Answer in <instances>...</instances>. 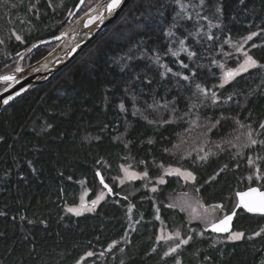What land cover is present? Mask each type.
Returning <instances> with one entry per match:
<instances>
[{
	"label": "trees",
	"instance_id": "1",
	"mask_svg": "<svg viewBox=\"0 0 264 264\" xmlns=\"http://www.w3.org/2000/svg\"><path fill=\"white\" fill-rule=\"evenodd\" d=\"M98 1L74 12L81 0H23L16 9L0 0V74L42 59L58 43L30 48ZM216 6L207 38L198 31L205 20L177 23L178 0H132L64 69L0 111V264H264V215L237 208L242 238L217 242L225 235H198L201 225L168 203L190 188L228 213L237 191L264 188V0H207L208 12ZM251 34L258 64L221 84L220 48ZM183 40L193 56L173 57ZM125 164L151 179L169 165L194 179L168 176L155 191L137 181L130 196L117 184ZM98 172L108 198L93 212H67L83 188L90 199L103 188ZM160 228L181 230L173 253Z\"/></svg>",
	"mask_w": 264,
	"mask_h": 264
},
{
	"label": "rangeland",
	"instance_id": "2",
	"mask_svg": "<svg viewBox=\"0 0 264 264\" xmlns=\"http://www.w3.org/2000/svg\"><path fill=\"white\" fill-rule=\"evenodd\" d=\"M22 1L23 0H15V1L4 0V3L7 6H9V8H15L16 9V8H19V5L22 3ZM63 3L64 2L59 3V7H62ZM206 5H207V0H178V14H177V19H176L177 23L180 21L189 20V19L205 20L207 22V24L205 22H202L201 23L202 25L199 26L198 31H200V32L204 31L203 32L204 35H206L207 38H210L212 36V32L214 30V27L218 24V22L216 21V16H218L219 6H216L214 11L208 12V8L206 7ZM69 12H71V11L68 10V13ZM101 14H102V12H99L96 15H93L92 17H90L80 27L81 30H79L77 32L79 33L81 31H83V29H85L84 28L85 26H90V25L94 24L97 21V19L101 16ZM77 18H75L73 20V22L68 27H70ZM203 28H205V29L202 30ZM25 31H29V28L26 27ZM12 32L16 38L19 37V39H17L18 41H20V42L24 41L22 38V35L17 33V29H13ZM249 36L252 37V34L248 35L247 37H244L242 39L227 42L226 48L225 47L220 48V51H219L220 57L218 58L219 60H218L217 65L219 66V68L221 70V75H220L221 84L226 83L225 82L226 73H228L230 71H237L240 69V66L242 64H244V62L247 58L245 56V53H247V55L250 56L248 53V45L251 43V41L247 39ZM57 45L58 44H56V46ZM170 54L173 57L178 58V56L181 54H188L189 56L192 57L194 53L191 49H189L187 47L186 42H184V40H183V41H176L173 44L172 48H170ZM230 56H233V57L229 58ZM237 58H238V63L235 67H229L227 65V62L229 59H237ZM59 62L60 61H58L57 63H59ZM23 64H27V61L25 63L23 62ZM26 67H28V66H26ZM25 68H23V69H25ZM251 68H253V67L248 68V70ZM17 69L23 70V69H21V66L19 64H17L8 72L18 71ZM8 72H6V73H8ZM242 72H245V71H241L240 73H242ZM2 74H5V73H2ZM2 74H0V75H2ZM230 79H232V78H227V82ZM9 83L10 82H8L5 86H3L2 89H4ZM176 170H179V172H177ZM188 172H190V171L183 169V168H180V167H177V166H170L169 165V166H165L163 168L162 173L159 177L151 179V178H148L144 175L145 172L137 171L134 168L130 167L128 164H125V165L121 166V174L117 178V181H118L117 184L118 185H122V184L126 185V187H128V190L126 191L127 194L132 196V195L137 194L140 191V188L136 187V185H135V183L137 181H144L146 184L149 185L150 189H154V188L158 187L160 184H162V183H160L161 179H163L165 182L166 177L169 176V177H176V178L180 179L182 181V183L183 184L185 183V185H186V184L193 182V178H186L183 175V173H188ZM133 174H134V176H133ZM192 177H194L193 174H192ZM89 193H90V191L87 188H83V190L79 196L78 203L76 205H67L65 207V210L67 212H69L68 211L69 208L80 209L81 210L80 214L93 212L95 210L96 206L99 205L102 201L106 200L109 196V194H108L109 192H107V190L104 186L102 189H99L97 195L92 199L89 198ZM101 194H103L104 199L98 201V203L94 206L93 211H88L87 210L88 208H93L92 202L97 200V198L99 196H101ZM168 203H169V205H171V206L179 209L181 212H183L186 216V219L189 222L198 223L201 225L202 230H201V232H199L200 234H198L200 236H203L205 234L206 227H208L213 222L219 220L228 211L225 208V205L222 203L205 204L201 200V198L190 188H188L185 191L176 192V193L172 194L171 196H169ZM235 204H236V201H235ZM216 205H219L221 207L214 208L213 206H216ZM70 213L75 214V212H70ZM233 233H241V232L233 230L229 234L225 235L224 237H215L214 240L217 242L237 240V239H231L230 238ZM158 240L165 242L167 244V248H168L167 252L170 254V253L174 252L173 249L176 250V248L182 243V240H183L182 239V232L178 228L173 229V230L160 228L158 230Z\"/></svg>",
	"mask_w": 264,
	"mask_h": 264
},
{
	"label": "water",
	"instance_id": "3",
	"mask_svg": "<svg viewBox=\"0 0 264 264\" xmlns=\"http://www.w3.org/2000/svg\"><path fill=\"white\" fill-rule=\"evenodd\" d=\"M132 0H124L121 7L116 9L114 12L105 13L106 6L111 2V0H100L89 10L81 14L74 23L68 27L66 30L62 31L58 35L47 38L46 40L39 41L35 43L29 51L33 50L39 44L44 43H59L57 47L51 50L46 56H44L39 61L31 64L23 70L11 71L0 75V81L10 82L4 89L0 90V111L7 107L12 101L17 99L23 93L33 86L42 85L48 80H50L55 74L64 69L70 62H72L77 55L83 51L93 40L104 33L108 28H110L121 16L126 7L130 4ZM84 0H81L79 5L76 7L74 12H77L82 6ZM102 12L101 16L97 21L89 26L88 31L82 32L77 35L76 32L81 24H84L93 15ZM28 53V51H27ZM69 53V54H68ZM60 61L59 63H57ZM8 77V79H4ZM8 101L5 103V101ZM99 179H103L101 174L98 172ZM103 186L105 187V181ZM107 185V184H106ZM108 186V185H107ZM250 188H257L261 192H264V188H260L258 185H250L243 190L236 192V205L240 203L241 197L238 194L247 193ZM108 192L111 189L106 187ZM244 199H250V197H244ZM242 208V207H241ZM243 209V208H242ZM244 210V209H243ZM237 212V207L232 210ZM231 211V212H232ZM245 211V210H244ZM228 212L224 214L219 220L213 222L218 223L224 218V216L231 214ZM248 213V212H247ZM254 214V213H250ZM260 215V214H256ZM235 218V217H234ZM231 222L230 230L228 232H214L212 231V224L206 227V232H212L215 234L227 235L233 230V221Z\"/></svg>",
	"mask_w": 264,
	"mask_h": 264
},
{
	"label": "snow or ice",
	"instance_id": "4",
	"mask_svg": "<svg viewBox=\"0 0 264 264\" xmlns=\"http://www.w3.org/2000/svg\"><path fill=\"white\" fill-rule=\"evenodd\" d=\"M124 2V0H111V3L108 5V10L110 12H114L116 9L120 8L122 3ZM255 35V34H253ZM17 39H19V37H17ZM248 40H251L252 37L249 36L247 38ZM245 56L247 57L244 64H242L240 66V69L237 71H230L228 73H226V80L225 82H227V78H233L236 75H239V73L241 71H247L248 68L250 67H255L257 62L256 60H254L251 56H248L247 53H245ZM186 67V66H185ZM19 71V69H17ZM4 79H8V77H4ZM184 79H188V77H184ZM223 86V85H222ZM199 87V86H197ZM8 101L6 100L5 103H7ZM123 107V106H121ZM262 128H264V124L261 125ZM249 136H251V134L249 133ZM252 144H255L256 141L252 140L251 141ZM261 143H264V141H262ZM177 172H179V170H176ZM257 171H259L257 169ZM144 175L146 176L147 173H144ZM183 175L186 178H193L192 177V173L188 172V173H183ZM134 176V174H133ZM261 177L257 176V179H260ZM252 177H249V180H251ZM101 183L103 182V179H101ZM160 183H164V180L161 179ZM105 187H108L105 184ZM153 191H155V189H153ZM241 199H240V203L236 205L237 208H243L246 212L248 213H254V214H260V215H264V192H261L259 189L257 188H250L249 191L247 193H242V194H238ZM244 197H250V199H244ZM104 199L103 194H101V196H99L97 198V200L93 201V208H88V211H93L94 210V206L98 203L99 200ZM214 208H218L221 207L219 205L213 206ZM69 212H75L76 215H80V209H73V208H69L68 209ZM237 215L236 211H232L231 214L224 216V218L222 220H220L218 223H214L212 224V231L214 232H228L230 230V226H231V222L233 220V218ZM257 235H259V233H257ZM243 236V233H233L232 236L230 237L231 239H240ZM186 243V241H185ZM173 251H175V249H173ZM89 256L92 255V253H88Z\"/></svg>",
	"mask_w": 264,
	"mask_h": 264
},
{
	"label": "bare ground",
	"instance_id": "5",
	"mask_svg": "<svg viewBox=\"0 0 264 264\" xmlns=\"http://www.w3.org/2000/svg\"><path fill=\"white\" fill-rule=\"evenodd\" d=\"M110 3H111V2H110ZM110 3H109V4H110ZM109 4H108V5H109ZM108 5H107L106 8H105V13L109 12V10H108ZM82 25H83V24H81L80 27H81ZM84 26H85V25H84ZM80 27H79V29H78L77 31L81 30ZM84 28H85V29H83V31H81V32H79V33L76 32V34H77V35H80L82 32H84V31H88V30H89V26H85ZM58 45H59V43H58ZM58 45H57V46H58ZM57 46H56V47H57Z\"/></svg>",
	"mask_w": 264,
	"mask_h": 264
}]
</instances>
